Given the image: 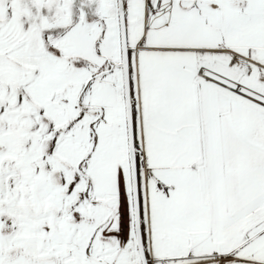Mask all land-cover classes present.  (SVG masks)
I'll list each match as a JSON object with an SVG mask.
<instances>
[{
  "label": "snow or ice",
  "instance_id": "1",
  "mask_svg": "<svg viewBox=\"0 0 264 264\" xmlns=\"http://www.w3.org/2000/svg\"><path fill=\"white\" fill-rule=\"evenodd\" d=\"M0 264H264V0H0Z\"/></svg>",
  "mask_w": 264,
  "mask_h": 264
}]
</instances>
